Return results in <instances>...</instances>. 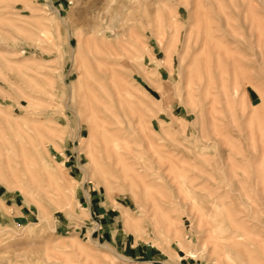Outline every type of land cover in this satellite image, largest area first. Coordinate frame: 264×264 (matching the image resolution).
<instances>
[{
  "label": "rangeland",
  "instance_id": "obj_1",
  "mask_svg": "<svg viewBox=\"0 0 264 264\" xmlns=\"http://www.w3.org/2000/svg\"><path fill=\"white\" fill-rule=\"evenodd\" d=\"M157 260L264 264V0H0V264Z\"/></svg>",
  "mask_w": 264,
  "mask_h": 264
},
{
  "label": "bare ground",
  "instance_id": "obj_2",
  "mask_svg": "<svg viewBox=\"0 0 264 264\" xmlns=\"http://www.w3.org/2000/svg\"><path fill=\"white\" fill-rule=\"evenodd\" d=\"M96 30V29H95ZM98 34H99V32H98ZM98 39H101V43L104 45L102 48H105L109 53L110 52H112L113 51V46L111 45V43L107 40L108 39V36H107V34H103V35H101L100 37H98ZM81 39H78V51L79 52H81V50L80 49H82L81 47H82V44H81ZM117 57V56H116ZM94 75V74H93ZM102 80V79H101ZM100 88V87H99ZM102 88V87H101ZM126 88V87H125ZM103 89V91H106V90H104V88H102ZM128 90V89H127ZM123 91H124V89H123ZM126 92H129V91H126ZM105 94H107L108 95V93H104L103 95H105ZM130 94V93H129ZM106 95V96H107ZM97 96V95H96ZM110 96H111V94H110ZM113 96V95H112ZM126 96V95H125ZM101 97V96H100ZM124 97V96H123ZM128 97V96H127ZM132 97V96H131ZM111 98H113V97H111ZM110 98V99H111ZM102 100V99H101ZM105 100H106V98H105ZM126 100V102L128 103V100L129 99H125ZM109 101V100H108ZM114 102V101H113ZM96 104H97V102H95ZM105 103H107V102H104V104ZM131 104H132V102H130ZM80 104V103H79ZM88 104V103H87ZM87 104H85V105H87ZM103 104V105H104ZM115 104V103H114ZM129 104V103H128ZM110 105V104H109ZM84 106V105H83ZM98 106V105H97ZM102 107H106V106H102ZM77 108V107H76ZM85 108V107H84ZM108 107H106L105 109H107ZM80 109V108H79ZM89 109V108H88ZM105 109H103V110H105ZM115 109V108H114ZM78 110V109H77ZM81 110V109H80ZM80 110H78V112L80 111ZM101 112V111H100ZM114 112V111H113ZM102 113V112H101ZM79 114H81L80 115V117H79V119L80 120H82L83 122H82V125L83 126H85V123L86 122H89L90 121V123L94 120V119H92V120H89V118L85 115L84 116V114H83V112L81 111V113H79ZM98 116V115H97ZM106 116V115H105ZM114 116V115H113ZM88 119H87V118ZM90 117V116H89ZM93 117V116H92ZM98 118V117H97ZM103 118V117H102ZM101 118V119H102ZM120 118V117H119ZM108 119V118H107ZM110 119H112V118H110ZM118 120V119H117ZM117 120H116V122H117ZM121 121V120H120ZM111 122V121H110ZM115 123V122H114ZM86 124H88V123H86ZM119 124V123H118ZM92 125H94V123L92 124ZM91 125V126H92ZM116 125H117V123H116ZM115 125V126H116ZM120 125V124H119ZM114 126V127H115ZM109 127V126H108ZM118 127V126H117ZM120 127V126H119ZM92 128H94V126L92 127ZM101 128H105L106 129V127H105V125H104V122H103V124H101ZM109 128H111V127H109ZM117 129V128H116ZM100 130V129H99ZM110 130V129H109ZM118 131V130H117ZM96 133V132H95ZM106 135V133L104 132V137H105V142H104V145H105V148H104V150L107 152V153H109V149H108V147H107V144H108V139H107V135ZM113 137V136H112ZM100 138V137H99ZM118 139V138H117ZM125 139V138H124ZM112 140V139H111ZM101 141V140H100ZM117 141V140H116ZM111 143H113V142H111ZM98 144V143H97ZM99 145H101V144H99ZM116 145V144H115ZM122 145V144H121ZM108 146H109V144H108ZM98 147V146H97ZM102 148V147H101ZM122 148V147H121ZM118 150V149H117ZM121 150V149H120ZM119 150V151H120ZM132 151V150H131ZM100 153V152H99ZM101 153H103V152H101ZM130 154V152L128 153V155ZM109 156V155H108ZM132 158H134L133 156H131ZM102 158V157H101ZM105 158V157H104ZM127 159V155L125 156L124 154H120V160H122L124 163H125V165L127 164H129L130 162V159H128V160H126ZM109 160H110V162L111 161H113L112 160V157L111 156H109ZM132 160H134V159H132ZM129 162V163H128ZM133 162V161H132ZM104 164V163H103ZM108 164V163H107ZM111 164H112V162H111ZM109 165V164H108ZM119 167V166H118ZM118 167H117V169H118ZM107 168V167H106ZM109 168V167H108ZM113 169V168H112ZM119 170V169H118ZM61 179L64 181L63 182V184L64 185H62L61 186V189H63V193H64V195L62 194V196L65 198V200H66V205H65V203H64V205L65 206H69L70 204H71V202H72V196H73V189L71 188L72 186H70V184H69V178H67V176H66V174L64 173L63 174V176L61 177ZM72 183V182H71ZM64 200V201H65ZM63 201V200H62ZM129 219V214L127 215V220ZM99 246H101V247H103L101 244H99ZM206 250V247L204 246V245H202L200 248H196V250H191L190 248H189V250H187V253H188V256H190V257H192V258H198L199 257V253L201 252V251H205ZM127 260H129V258H126Z\"/></svg>",
  "mask_w": 264,
  "mask_h": 264
},
{
  "label": "crops",
  "instance_id": "obj_3",
  "mask_svg": "<svg viewBox=\"0 0 264 264\" xmlns=\"http://www.w3.org/2000/svg\"><path fill=\"white\" fill-rule=\"evenodd\" d=\"M156 262H157L158 264H161V263H162V264H166V263H163L161 260H157Z\"/></svg>",
  "mask_w": 264,
  "mask_h": 264
}]
</instances>
